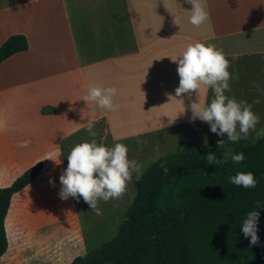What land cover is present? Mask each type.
Wrapping results in <instances>:
<instances>
[{
	"label": "crops",
	"instance_id": "obj_1",
	"mask_svg": "<svg viewBox=\"0 0 264 264\" xmlns=\"http://www.w3.org/2000/svg\"><path fill=\"white\" fill-rule=\"evenodd\" d=\"M202 2L209 18L194 26L186 0H0V45L12 34L23 35L28 44L26 51L0 63V188L42 162L35 179L14 193L10 204L16 200V210L23 204L27 225L35 224L39 232L59 229L32 264H70L89 251L76 219L77 200L58 196V178L75 144L93 138L109 146L123 143L128 157L137 161L161 149L169 156L181 140L207 145L227 139L226 134L203 138V121H190V104L209 102L210 87L174 94L179 77L173 60L189 43L223 50L234 77L226 95L251 103L259 117L242 138L260 137L264 95L257 85L264 89V1ZM94 86L117 88L115 111L84 100ZM88 120L95 121L94 137L86 130ZM57 144L63 152L59 164L44 159H55ZM79 245L65 263L64 253Z\"/></svg>",
	"mask_w": 264,
	"mask_h": 264
},
{
	"label": "trees",
	"instance_id": "obj_2",
	"mask_svg": "<svg viewBox=\"0 0 264 264\" xmlns=\"http://www.w3.org/2000/svg\"><path fill=\"white\" fill-rule=\"evenodd\" d=\"M27 48L23 35H10L0 45V63ZM228 149L243 152L245 159L239 164L204 159L209 151L222 159ZM42 166L37 162L0 188V256L7 248L4 220L11 197ZM238 171H251L255 187L229 183ZM257 201L264 204V133L236 142L226 139L224 145L181 140L173 154L153 162L135 181L134 196L113 237L70 264H264V208L257 209V244L250 245L240 230Z\"/></svg>",
	"mask_w": 264,
	"mask_h": 264
},
{
	"label": "clouds",
	"instance_id": "obj_3",
	"mask_svg": "<svg viewBox=\"0 0 264 264\" xmlns=\"http://www.w3.org/2000/svg\"><path fill=\"white\" fill-rule=\"evenodd\" d=\"M191 4L189 22L194 26L205 23L209 18L206 5L202 0H186ZM177 64L179 77L178 86L174 89L176 97L190 90H197L201 85L210 87L213 96L206 104L191 103L190 121L199 119L209 125V131L217 136L226 134L231 142H236L243 136H247L258 122V115L252 111V104L243 99L237 100L231 95H226L230 89V79L234 78L229 72V60L222 49L211 43L196 41L186 45L178 59L173 60ZM257 91L264 95V89L257 85ZM117 94L115 86L89 88L85 101L94 102L98 107L105 110L115 111L118 105L113 97ZM171 97V96H170ZM182 103V102H181ZM259 103V99L253 101ZM184 111V108H183ZM95 121L88 120L86 130L94 137L92 131ZM206 143V140H205ZM224 145V140L217 141ZM56 164L60 163L58 157L63 155L61 145H54ZM42 159V160H44ZM67 166L59 176L61 188L58 196L61 200L68 197L82 198L91 210L100 214L97 207L98 200L107 201L110 198L120 196L126 186L132 181L133 175L139 179L142 165L128 157V146L123 143H115L111 146L98 143L95 138L75 144L66 156ZM204 159L208 164H221L231 159L239 164L245 159L243 152L233 153L230 149L223 153L222 159H217L216 154L209 151ZM41 161V160H40ZM160 167L167 173L168 168L161 162ZM229 183L244 188H254L257 179L251 171H238L228 177ZM52 183V180H49ZM264 208V204L256 202V207L249 210L242 220L240 230L245 237L249 238V244H257V224L259 212L257 209Z\"/></svg>",
	"mask_w": 264,
	"mask_h": 264
},
{
	"label": "rangeland",
	"instance_id": "obj_4",
	"mask_svg": "<svg viewBox=\"0 0 264 264\" xmlns=\"http://www.w3.org/2000/svg\"><path fill=\"white\" fill-rule=\"evenodd\" d=\"M200 130L202 131L201 136H203V138L208 139L217 137L215 133L209 131V125L206 122H203V127ZM261 130L262 131H260L259 136L264 133V128ZM126 142L128 143V141ZM167 156V150L163 149L143 155L142 159L140 158L137 160L142 165L141 174L145 168L150 166L153 162ZM135 181L136 178L134 174L132 181L126 186V190L120 196L110 198L107 201L98 200L97 207L100 209V214L91 210L89 205L84 202L82 198L78 197L76 199L78 208V217L76 216V219L77 222L80 220L88 250L98 247L101 243L113 237L134 196ZM27 197L28 196L23 197L22 200L25 202V200L28 199ZM15 203L16 200L11 202L5 220L7 250L0 258V264H5L7 262H11L12 264H26L29 262L28 264H32L36 261H33L34 258L40 256L42 257L44 255L43 249L47 247L49 242L53 239L54 234L58 232L59 229H49L46 233H44L39 232L36 228H34L36 225L31 222L27 225L25 218H28V216L25 206L21 204L16 210ZM28 215L31 214L28 213ZM24 222L27 227H25ZM26 228H28V230L25 240ZM70 231L72 232V229ZM50 237L52 238L50 239ZM80 248L81 246L79 245L74 247L73 250H66L68 251L66 254L63 252L66 259L64 262H68L73 254L77 252V249ZM21 254L26 255L21 256ZM21 257L29 259L26 262H21V260H19Z\"/></svg>",
	"mask_w": 264,
	"mask_h": 264
}]
</instances>
